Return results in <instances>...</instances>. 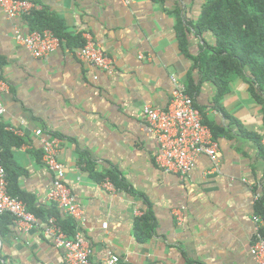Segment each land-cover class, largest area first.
Instances as JSON below:
<instances>
[{
  "label": "crops",
  "instance_id": "obj_1",
  "mask_svg": "<svg viewBox=\"0 0 264 264\" xmlns=\"http://www.w3.org/2000/svg\"><path fill=\"white\" fill-rule=\"evenodd\" d=\"M31 1L42 7L48 26L61 25V44L48 57L33 58L14 33L41 26V19L30 20L39 11L16 20L0 11V79L7 83L0 125L9 135L0 137V158L8 191L37 219L22 227L0 216V264H64L63 250L43 228L54 215L76 225L47 200L53 178L42 163L37 130L58 141L92 263L113 253L128 264H255L249 250L253 218L264 224V106L253 97L247 72L229 78L222 91L216 78H203V62L196 60L209 56L206 47L215 38L208 31L196 36L185 25L196 22L204 0ZM84 33L112 61L111 75L78 57ZM172 75L187 87L218 145L216 164L200 156L185 177L158 168L159 146L143 113L146 106L167 108ZM104 178L115 194L102 189ZM146 213L153 226L140 224L141 230L137 222Z\"/></svg>",
  "mask_w": 264,
  "mask_h": 264
},
{
  "label": "built area",
  "instance_id": "obj_2",
  "mask_svg": "<svg viewBox=\"0 0 264 264\" xmlns=\"http://www.w3.org/2000/svg\"><path fill=\"white\" fill-rule=\"evenodd\" d=\"M123 6L131 5L134 0H118ZM42 7L31 0H0V11L9 19L16 20L29 15ZM17 43L33 58H46L60 47L61 41L51 30L14 33ZM84 43L78 50V57L95 69L108 75L113 73L112 61L102 48L92 40L88 33L83 35ZM140 57V56H139ZM173 87L170 91L166 109L144 107L146 132L156 138L159 152L156 164L165 173L187 176L195 167L200 156H207L211 162L217 163L218 145L211 131L202 124L199 110L193 100L186 94L185 86L175 75L171 76ZM7 90V83L0 79V96ZM4 106L0 101V117L4 114ZM35 135L40 138L42 148V163L52 174V186L47 194L48 202L59 212L75 221L72 235L66 234L58 220L51 216L46 219L43 234L52 239L55 248L63 250L64 264H94L90 260V248L79 231L83 220L82 211L75 196L65 183V167L58 159L59 146L56 139L49 140L37 130ZM264 149V137L261 140ZM1 160V158H0ZM104 191L115 194L116 188L105 179L101 183ZM0 216H10L15 223L22 227H31L37 223L36 217L27 211L26 205L8 194L7 175L0 161ZM255 236L249 250L255 264H264V224L254 217ZM106 228V224H102ZM102 264H128L117 255L108 253Z\"/></svg>",
  "mask_w": 264,
  "mask_h": 264
},
{
  "label": "trees",
  "instance_id": "obj_3",
  "mask_svg": "<svg viewBox=\"0 0 264 264\" xmlns=\"http://www.w3.org/2000/svg\"><path fill=\"white\" fill-rule=\"evenodd\" d=\"M44 14L40 10L30 15V20H42V25L35 29L33 27L34 30L32 31L51 30L61 41V35L58 31L61 25L58 26L51 22L52 25L48 26L50 21L48 22V19L43 16ZM177 25H179L177 37H179L182 49L185 47V26L190 27L196 36H201L207 31L213 34L215 45L206 47L207 52H210L209 56H206L203 61H201V57L196 60V64L203 62L198 67L199 69L203 67L204 70L201 72H203L204 79L216 78L217 83L220 82L218 83L221 87L219 91H222L229 78L235 76L245 77L247 72L252 95L258 103L264 106V0H204L200 15L195 23L184 26L180 20ZM186 88L185 91L188 95ZM202 124L205 125L204 121H202ZM1 127L0 125V137L6 140L9 135ZM3 167L5 168L4 165ZM5 170L7 171L6 168ZM84 170L89 173L92 172L90 165H85ZM105 179L112 183L109 178L102 179L101 183ZM113 186L115 187L114 184ZM8 194L20 200L12 191L9 190ZM22 202L24 203V201ZM26 208L30 212L27 206ZM54 217L57 219L55 215ZM58 222L66 234H73L75 229L73 223L67 221L62 223L59 220ZM152 222L151 213H146L143 219L137 223H139V228H141L140 224L149 225L152 228ZM136 228L138 229V227Z\"/></svg>",
  "mask_w": 264,
  "mask_h": 264
}]
</instances>
